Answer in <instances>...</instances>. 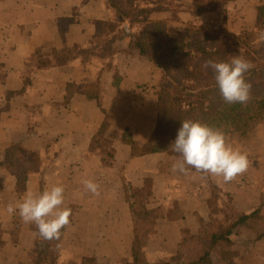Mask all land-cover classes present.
<instances>
[{"label": "crops", "instance_id": "obj_1", "mask_svg": "<svg viewBox=\"0 0 264 264\" xmlns=\"http://www.w3.org/2000/svg\"><path fill=\"white\" fill-rule=\"evenodd\" d=\"M106 1L0 0L1 59L8 60L14 54L28 66L31 62L36 66L33 53L39 46L57 51L88 50L100 34L98 24L116 22ZM176 1L179 25L190 22L200 26L205 17L213 19L214 12L197 15L185 9L192 7L195 0ZM245 1L249 5L256 3ZM130 3L134 9L153 7L152 0ZM232 5H225L224 10H231ZM155 10L151 18L161 19ZM236 22L228 14L219 26L237 35L240 27ZM230 23L235 24L232 30ZM123 27L128 29L127 20ZM178 29L168 25L166 31L169 37L180 40ZM128 59L130 65L118 86H112L110 80L99 100L75 95L68 104L64 103L65 83L83 77H55L52 67L69 69L66 65L49 63L43 67L42 73L48 75H42L40 84L57 88L55 105L61 107L47 121L50 134H69L73 138L66 142L64 138L62 143L56 138L41 143L44 148L36 151V157L43 154L50 158L40 166L42 169L28 174L24 180H17L18 170L13 172L22 156H15L11 163L3 151L11 138L0 135V264H64L74 255L93 257L97 264H129L135 244L148 261L165 262L182 256V242L198 235L212 222L231 225L240 217L242 220L230 234L232 248L238 253L235 264H264V114L244 134L227 139L248 154L249 167L243 175L223 183L211 176L202 179L194 169L187 175L173 173L171 165L178 154L171 147H156L155 143V136L159 135L155 63L134 49ZM179 77L185 88L194 87L193 75ZM32 85V78H28L26 83L21 81L19 89L8 85L7 92L22 95ZM76 111L78 116L72 114L74 121L69 120L70 113ZM60 121L66 124L62 131L58 128ZM9 126L7 118H0L1 129ZM72 130L76 131L70 133ZM84 179L98 182L101 194L93 196L87 192L82 184ZM56 184L64 186L63 206L71 208V215L69 225L61 230L59 252L55 255L51 252L53 242L39 238L34 224L24 223L18 213L9 216L5 209L9 202L22 200L28 191L40 193ZM227 216L230 219L226 222L223 217ZM69 245L73 250L68 254ZM211 257L212 263H223L219 245L214 246Z\"/></svg>", "mask_w": 264, "mask_h": 264}, {"label": "trees", "instance_id": "obj_2", "mask_svg": "<svg viewBox=\"0 0 264 264\" xmlns=\"http://www.w3.org/2000/svg\"><path fill=\"white\" fill-rule=\"evenodd\" d=\"M230 1L195 0L193 7L196 9L197 15H204L221 9ZM143 11L140 10L142 14L144 13ZM256 11L255 21L246 24L239 35H230L224 31V28L207 32L204 28L195 27L194 25L191 26V29H193L191 33L195 39L191 41H187L184 38L175 40L163 32V37H166V41L159 47L161 49L171 47L174 50L178 49L181 51V55L184 58V62L182 61L183 67L194 75L195 86L192 89H187L178 85L174 89L160 87L157 90V130H159V135L155 136L156 147H170L183 120L200 121L213 128L222 130L226 139H234L244 134L250 124L264 114V59H256L254 57L255 49L252 47L253 42L251 39L253 36H257L259 31L264 30V0H262ZM124 17L125 15L120 16L119 14V19H124ZM147 17L142 16L144 21L148 20ZM184 31L186 33V29ZM187 32H189V29ZM124 33L130 35L132 47L136 48L140 55L154 59L151 50L153 48L154 50L157 49L156 45H158L159 40L146 43L142 37H136L128 29L125 30L124 28ZM199 33L211 42L207 44L196 39ZM237 50L244 51V57L254 64V67L245 74L246 80L248 82L252 81V87L250 99L247 103L228 104L220 95L215 80L205 82L200 79L195 64L207 59L217 62H228L232 59V55L237 54ZM79 52L81 53V51ZM33 54L37 57L36 67L40 69H43L49 63L52 65L53 56L55 61L66 62L76 58V50L74 48H63L57 51L39 46ZM86 55L88 54L84 56ZM83 61L84 57L80 60V63ZM65 65L67 67L70 66L69 64ZM107 67L109 68L110 66L107 65ZM121 80L122 76H116L111 80L110 84L118 86ZM106 83L107 80L103 77L98 79L83 77L78 81H68L64 87V103L68 104L75 95H80L87 100H99L103 95L102 91L106 87ZM9 95L12 96L13 92H9ZM161 111H163L162 116L159 115ZM14 139H11V142L4 146L3 151L11 163H13L15 156H22L24 166H18L17 170L20 174L17 180H24L28 174L42 169L40 166L43 160L36 157V152L35 154L32 153V157H26L22 146L23 141H14ZM241 220L242 218L240 217L236 222L225 226L218 221H215V224L212 222L201 229L198 235L183 241L182 256L170 261L150 262L135 244L133 259L129 264H214L212 263L211 255L215 245H219L221 248L223 258V263L221 264H235L238 253L232 248L230 234H232L233 229ZM66 262L68 264H97L93 257L85 255H74L68 261H65L64 264Z\"/></svg>", "mask_w": 264, "mask_h": 264}, {"label": "rangeland", "instance_id": "obj_3", "mask_svg": "<svg viewBox=\"0 0 264 264\" xmlns=\"http://www.w3.org/2000/svg\"><path fill=\"white\" fill-rule=\"evenodd\" d=\"M252 1H256V3H251L252 5H249V3L245 0H231L225 4L229 6L230 3H232L233 5L231 10H224V5V7L213 13V19L211 17H205L206 19L205 21L204 19L201 21L200 27L204 28L207 32L222 29L224 26L220 27L219 22L223 18L228 17V14H231L234 22L238 20L236 25L238 24L237 28L240 27V32L237 34L239 35L246 24L253 23L255 21L256 10L262 3V0ZM257 2L258 5H255ZM152 3L153 7L144 10V13L142 14L140 9H134L131 5H129L131 4L130 0H112V2L107 0L105 4L109 10L113 12L114 15L111 13V18H113L116 22L98 24L100 34L98 37H95V45H89L88 43L90 46L87 48L88 50H80L81 53L76 51L77 60H68L67 62L58 60L55 61L53 56L52 66L53 64L58 67H63L61 65L65 64H69L70 66L69 69H64V67L62 69L52 67L55 69L56 73H50H54V76H57L58 78H63V76L66 78L67 76H74L75 78L90 77L92 79L103 77L107 80V82H110V80L116 76H122L125 68H128L130 65V63H127L129 61L128 57L133 54V49L137 50L132 47L130 35L128 33H124L123 25L127 20L129 25L128 29L136 37H142L146 43H151L153 40H159L158 45H156L157 49L154 50L153 48L151 50L152 55L154 56L153 61H155V71L153 76L157 83V90L160 89V87L174 89L178 85L184 86L178 81V78H180L179 76L187 74L192 76L193 74L183 67L182 61L184 62V58L181 55V51L178 49L174 50L171 47L161 49L159 46L166 41V37H163V32L170 36V34L166 31L168 25L171 29L179 27V38L191 41L195 39L194 35L191 33V30H193L191 29V26L194 25L195 27H199V25H197L199 23L193 24L189 22L188 24L179 25V23L176 22L177 11H179V6L176 0H152ZM102 5L103 4H101V6ZM157 5L159 6L155 7ZM155 8L156 13L161 14V19L151 18L152 10ZM185 9H189L192 13L196 14V9L193 6ZM219 12L222 13V16H216ZM119 14L120 16L125 15L124 19H119ZM142 16H148V20L144 21ZM239 24L241 26H239ZM234 25V23H230L231 30ZM185 29L186 33L184 31ZM188 29L189 32H187ZM224 31L230 35H234L233 33H230V31L225 30V28ZM196 39H199L207 44L211 42L201 33L197 35ZM251 39L253 42L252 47L255 49L254 57L256 59H264V41L259 40L258 35L253 36ZM127 44L128 48L125 47ZM242 52L244 55V51ZM236 53L238 54V50ZM85 54L88 55L84 56ZM10 57L11 58H8L7 60V58L4 57L1 59L0 56V107L5 109V106H9L5 110H0V118H7L10 122L9 127L0 128V135L4 136L3 138L8 137L11 139L17 137V139L21 142L22 139H24V145L22 144V146L25 150L26 157H32V153L35 154L39 148H44V145L41 143L44 144L47 139L54 141V138H56L57 141L59 140L62 143L64 138V142H66L69 138H73V136H69V134L66 136L60 135L59 133L50 134V126L47 121L57 115V112L61 109V107L55 105V100L58 97L57 88L55 86L52 88H46L44 85L40 84L42 75L47 76L48 74L42 73V68L40 71L37 70L34 62H31L32 65L28 66L22 58H16L17 56L14 54ZM83 57L84 61L82 64L80 63V60H82ZM10 60L11 62H9ZM107 65L110 67L108 68ZM195 68L198 70V76L200 79H203L205 82L215 80V75L212 69H204L202 67V62L196 63ZM28 78H32L33 85L26 87L22 95H9V92H7L9 88L7 87L8 85L14 89H19L21 88V81L26 83ZM250 83L252 84L251 80ZM70 114L78 116L77 111ZM74 115H72L69 120L74 121ZM159 115L162 116L163 111L159 112ZM53 126L56 127L57 125L53 123ZM64 126H66V124L60 121V124L58 125L59 130L62 131ZM68 128L69 125L67 126V130ZM76 130H72L70 133H74ZM17 139H14V141H17ZM38 143L40 144L38 145ZM42 156L43 157L40 156V159L43 160L41 165L44 166L50 156H45L43 154ZM22 160L23 159L21 158V160L17 162V165L20 167L24 166ZM16 170L17 169L14 168L13 172ZM223 219L227 222L230 217H223ZM71 241H73V239ZM52 242L53 243L51 245L53 247L51 248V252L56 255V253L59 252V243L57 240H53ZM72 250V246L69 245L66 247V252H68V254L71 253ZM51 259L52 258H49L50 261ZM66 264H68V262H66Z\"/></svg>", "mask_w": 264, "mask_h": 264}, {"label": "clouds", "instance_id": "obj_4", "mask_svg": "<svg viewBox=\"0 0 264 264\" xmlns=\"http://www.w3.org/2000/svg\"><path fill=\"white\" fill-rule=\"evenodd\" d=\"M258 39L264 41V30L258 32ZM204 69H212L220 95L228 104H245L250 99L251 83L245 74L253 67L242 50L232 55L228 62L211 59L202 62ZM171 149L178 159L171 165L173 173L187 175L190 169L201 174L219 178L218 182L229 183L247 172L248 154L227 142L224 132L200 121L183 120L177 130ZM82 184L87 192L99 196L100 185L93 179H84ZM64 186L53 185L40 193L26 192L22 200L9 202L6 212L17 214L26 224H34L36 235L44 241L60 240L61 230L66 228L71 208L64 207Z\"/></svg>", "mask_w": 264, "mask_h": 264}]
</instances>
